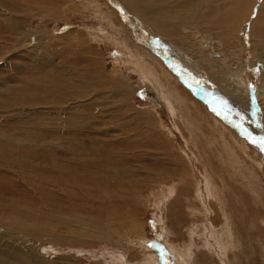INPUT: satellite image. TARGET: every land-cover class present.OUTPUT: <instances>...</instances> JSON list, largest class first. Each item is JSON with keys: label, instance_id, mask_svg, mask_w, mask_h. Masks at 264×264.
<instances>
[{"label": "bare ground", "instance_id": "1", "mask_svg": "<svg viewBox=\"0 0 264 264\" xmlns=\"http://www.w3.org/2000/svg\"><path fill=\"white\" fill-rule=\"evenodd\" d=\"M88 4L91 8L98 5L102 13L113 17L120 39L109 43L118 42L128 57L125 58L117 51L112 62L114 65H130L129 68L121 70L120 67H117L116 69H119L117 74H107L105 72L106 57L100 46L94 43L95 41L92 42L89 35L86 34V29L82 27H86V25L76 29L74 39L73 33L68 30L53 39L45 34H32L30 30H27L32 17L39 16L40 11L52 14L61 8L58 0H0V65L1 62L6 63L4 60L10 49L24 39L29 43L33 40L36 41V48L38 45L45 48L48 41L58 40V44L61 45L62 39L68 40L69 43L66 42L68 47L65 48L63 45V50H67L70 54L74 52V55L69 57L74 59L69 62L70 64L63 63L64 65L60 64L50 69V77H47L46 74L44 81L40 82L36 79L37 73L33 77L26 78L27 85L37 86L38 89L35 92L27 90L13 92L14 86L7 85V80L0 81V124H3L0 125V230H3L0 234V264H47L35 248L37 241L51 245L67 254H82L84 256L81 257L87 261L86 264H159L158 258L151 257V254L147 256L144 252V254H138L129 245L130 239H133L131 238L133 229L143 221V203L140 197L151 190L152 184L158 188L155 193H150L153 195L151 199L154 200L153 203L158 209L165 208V212L168 213L172 208L180 205L179 194L185 191L186 184H192V187H189L190 189L182 195L184 197L183 204L194 207L191 197H187L185 193H188L187 191L196 192L197 208L201 209L202 202L212 213L207 231L200 235L196 230L188 231L187 225L193 221V209L191 208L183 209L184 211H180L179 215L177 214L178 217L173 219L177 227L176 231L169 228L167 216L166 223L160 221L162 224L159 233L167 236L168 240L165 244L162 243L164 239L161 237L156 240L157 243L159 241V248H164V252L172 256L170 259L173 261L169 260V263L217 264L216 259H218L219 264H232L231 250L233 249L234 232L235 229L240 230L239 226L242 225L239 224H242V221L236 223L231 217V211L233 206H235L236 213L246 209L248 187L246 190L244 186H247V182L243 181L244 178L240 180L242 175H236L238 173H235V164L233 165L229 160L226 164H230L231 168L229 165L224 164L223 166V162L213 163L211 159V161L204 159L203 167H199V160H195L196 165L192 168L195 176L203 177L200 183L196 180L194 186L188 171L193 164L181 151L183 143L181 141L178 143L177 139L180 138L184 142V149L187 150L188 132H193L196 128L199 138L203 139L200 147H207L208 155H211L212 158H214V151L216 155L220 152L218 150L220 148L218 146L220 145L219 136L222 137V142L225 144L231 140L230 143H233L236 151H229L237 153L239 150V153L244 154L245 158L250 157V160L235 162H238L240 167L244 165L243 169H247L248 176H251L253 171L250 164L251 160H254L256 169L264 178L262 145L259 142L261 147L256 146V143H250L247 148L248 153L245 150L242 152L241 144L235 139L237 135L242 134L239 130L240 124L235 121L231 123L224 115V108L231 109V98L227 96V91L231 96L234 94L241 101L246 103L247 100L251 103L252 107H244L245 111L253 109L255 104L250 96L252 90L247 88V83H250L255 72L253 73L249 69H254L258 75V71L262 73L258 76L259 85L255 97L260 101L264 98V0H117V4L123 10L132 13L130 17H126L123 23L120 15L109 10L101 0H98L97 3L91 1ZM256 7L257 9L254 11L253 8ZM36 12L38 13L36 14ZM139 21L145 22L151 30L147 28L141 32L143 28ZM128 30L132 39L150 37V40L153 36L152 39L154 38L161 45L159 49L162 51L160 52L170 58L174 56V60L170 64L158 59L157 62L148 46L142 44V47H139L129 38ZM169 45L175 49L173 54H170L168 50L166 53V47ZM176 45L189 55H185L181 52L182 50L179 51ZM189 56L200 62L192 61ZM178 65L189 71L178 74L175 70ZM32 67L34 72H38L36 64ZM204 67L218 80L219 85H224L225 91L223 90V92L226 94L216 89L215 82L213 84L208 80L211 75L208 74V76L203 72ZM154 69L155 74L152 76ZM184 73L187 79L183 76ZM16 74H12L10 78H13L20 86ZM191 74H194L196 81L199 82V85L194 84L193 89H190L187 83V81L194 83L191 80ZM0 79L2 80V78ZM132 79H136V82L145 90H152L168 103L170 114L167 116L171 117L169 123L172 124L171 129L178 133L179 138L173 135L172 130L170 131V125L168 126L163 121L160 111L138 110L134 108L133 102L128 101L132 90L130 82ZM178 81H182L185 87ZM100 87L105 88L104 95L109 102L112 101L113 96H117L121 99L119 103L111 107L110 102V106L105 109L104 103L100 102V93L97 91ZM183 91L186 97L180 96ZM196 93H199L201 97L195 95ZM134 94L135 91L132 92L133 96H135ZM191 94L195 97H190ZM218 96L222 97L220 102L223 104L212 107L209 102L210 97ZM188 101L200 104L206 109L205 121L197 110L184 105V102ZM177 109L188 119L191 131L183 130L181 122L177 120L179 112ZM30 111L32 114H29ZM109 111L111 116L117 111L116 122H112L111 126L117 131L119 130L120 134L135 129L140 131L138 137L133 136L135 138L128 140H134L136 143L141 140L142 136V142L147 143L150 148H154V151L150 149L146 151L150 156L155 154L168 156L167 154L170 153L172 158L169 160H172L174 167L160 169L166 171L165 177L164 172L155 177L154 166L160 167L161 163L166 160L150 159L149 161L154 166L148 168L142 163H139L141 165L137 167L138 163L133 159L83 160L79 154L78 156L74 155L75 158L72 160H59L56 154L53 156L51 154L49 157L50 168L48 167L50 171L45 174L43 171L47 172L46 164L40 163L43 161L42 159H48L47 155L38 156L37 158L40 160H25L17 154L20 151H18V146L22 142L17 141L18 138L16 139L17 131H14L13 121L22 119V116H29L38 126L35 132V134H40L35 136L38 143L43 142L44 136L50 137L53 142H50L52 149H60L70 154L75 141L80 142L81 140L78 138L87 137L86 135L95 131L97 125L103 122L101 118L106 117ZM55 112L66 115L63 127L58 123L59 120L45 118L51 117ZM132 115L135 117L134 122L124 120ZM208 117L212 119L211 123L208 122ZM6 121L10 122L9 126L5 125ZM228 122L232 128L229 127ZM210 124L216 127L217 132L212 131ZM67 126L78 130L76 134L75 131L73 132L74 137H69L68 132L64 131L67 130ZM44 128L45 131L42 132ZM179 129H182V132L187 135L180 133ZM7 130L9 132L6 135ZM92 133L96 134V132ZM165 133L173 142L170 139L168 141L165 139L167 138ZM257 133L261 134L259 131ZM205 137L214 139L216 142L212 141L214 144L210 146V142L208 143L204 139ZM98 140L96 139V141ZM173 146L177 152L172 149ZM230 148L234 147L230 145ZM193 149L195 150V148ZM187 151L190 152L191 149ZM214 159L216 160V156ZM142 161L139 160V162ZM232 162H234L233 159ZM228 170L233 171L234 176L231 173L228 174ZM174 178H177V181ZM164 179L166 181L162 183L160 180ZM216 180H221V182ZM167 181H171V183H166ZM234 185L242 192L234 188ZM253 191L254 194L256 191ZM257 200L261 201V199ZM258 201L256 202L258 203ZM257 203L253 206V215L259 217L262 212L261 223L264 224V210L258 208ZM37 205L48 207L50 213L46 215L29 214L32 208ZM46 218L55 220L53 223L41 221ZM183 220L188 221L184 227H182ZM222 225H225V247L216 253L207 241L215 240L219 236ZM193 235L198 237H191ZM18 243L24 247L23 252L16 248ZM237 243L239 244L237 249L240 250L242 243L240 244L239 240ZM192 247L195 249V253H192ZM159 248H157L158 251L161 250ZM261 248L264 249V246ZM128 252L132 257L126 260L124 255ZM95 254L99 255L94 258ZM238 255L239 257L242 255L241 251ZM238 255L236 254L234 257H238ZM79 261L78 258L57 257L51 264H79Z\"/></svg>", "mask_w": 264, "mask_h": 264}, {"label": "rangeland", "instance_id": "2", "mask_svg": "<svg viewBox=\"0 0 264 264\" xmlns=\"http://www.w3.org/2000/svg\"><path fill=\"white\" fill-rule=\"evenodd\" d=\"M58 1L61 4V8L55 10V13L53 12L52 14H45V12L42 13V11H40V15L38 14L39 16L32 17L31 22L29 24V28L27 30H30V32L32 34H34V33H37L38 35H44L45 34L48 37H51V39H53L54 37L61 36L62 34L67 32V30H68V31H71L73 33L72 37L74 39L75 38L74 32L76 31V29L79 28V26L86 25V27L82 26L86 29L85 30V31H87L86 34L89 35V38L92 42L95 41L94 43H96L100 46V49L102 50L104 56L106 57L105 72L107 74H110V75L117 74L119 72V69H116L117 67H120L121 70H124V69L130 67V65H123V64L114 65L112 62V59L114 58L117 51L120 52L125 58L128 56H127V53L123 50V48L118 45V42H114V44L109 43L111 41H116V40L120 39L119 31H118L117 25L113 21V17L107 13H105V14L102 13L100 11V8L98 5L94 8H91V6H89V4L87 5L88 2L94 1L97 3L98 0L97 1L96 0H58ZM101 1L106 5V7L109 10L111 9V11H114L115 13H117L118 16L120 15V12L118 10H121V11L123 10L121 8V6L117 4V0H112L115 4L116 8L113 7L107 0H101ZM80 2H82V3H80ZM47 5H49V4H47ZM255 9H257V7L253 8L254 11H256ZM91 10H92V12H91ZM122 12H124L127 15V18H128V16L130 17L132 14L125 9ZM37 13L38 12H36V14ZM252 15H254V14H252ZM55 16H57V17H55ZM119 17L121 18L123 16L120 15ZM121 22L123 23L122 18H121ZM139 24H140V26H142V28H145V27H146L145 29L149 28V26L145 22L139 21ZM140 26H138V27H140ZM61 31H63V32L61 33ZM133 31H137V30H133ZM54 34H55V36H54ZM127 34L129 36V38L139 47H142V44H145L146 46H148L150 48V45L152 43H154V42H150L149 38L144 39L145 37L143 39H139V38L132 39V36H130L129 30L127 31ZM122 38H124V37H122ZM25 40L26 39L21 40L18 43H16L14 45V47H12L10 49V51L7 50L9 52L7 53L6 59L4 60V61H6V63L1 62V65H0V72L2 71L0 74V76H1L0 78H2V80L0 79V81L5 82L7 80V82H8L7 85L14 86L13 92H17L19 90H27L30 92L37 91V89H38L37 86H29L26 84V78L27 77H29V76L33 77V76H35V73H37L36 79L39 80L40 82H42V81H44L46 74H47V77H50V69L54 68L55 66H59L60 64L61 65L70 64L69 62H72L74 60L72 57L69 58L70 55L71 56L74 55V52H72L70 54L67 50H65V51L63 50L64 47L65 48L68 47V43H69L68 40L65 41L62 39L61 45L58 44V40H52V42L48 41V43H47L48 46L46 45L45 48L42 46H39V45L36 48L35 47L36 41L33 40L29 43V42H25ZM153 40H155V39L153 38ZM66 42H68V43H66ZM54 43H55V45H53ZM106 44H107V46H106ZM63 45H64V47H63ZM173 45H175V44H173ZM176 47L179 51L182 50L179 46L176 45ZM32 49H33V51L31 52ZM22 50H23V53H22ZM20 51H21V53H20ZM25 51H27V52H25ZM150 51L152 52V56L156 61L158 59V60H163L168 64L171 63V62L169 63L166 61L167 59H170L169 56L162 55V52H158L156 54L151 48H150ZM181 52H183L185 55H189L184 50H182ZM46 55H47V57H46ZM44 56H45V58L43 59ZM40 57H42V58H40ZM189 57H191V56H189ZM143 59L145 62L149 63L145 58H143ZM191 59L194 62L197 61L194 57L193 58L191 57ZM197 62H200V61H197ZM23 64H24V66H23ZM34 64L37 65L38 72H34V68L32 67V65H34ZM21 68H23V69H21ZM175 70L177 71L178 74H181L184 71L185 72L189 71L188 69H186L182 66H179V65L175 67ZM205 70H206V68L204 67L203 72L206 73L207 75L208 74L211 75V76L208 75L210 78V79L208 78V80L210 82H213V84L215 82L214 85L216 86V89L218 91L220 90L222 92H223V90L225 91L224 85L222 86V84H220L221 85V89H220V85H219L218 80L215 79V77L209 72V70H206V71ZM249 71H252L253 73L255 72V75H253V77L251 78L252 80H250V83H247V86H248L247 88L250 89V91L252 90L250 96H252V99H253L254 104H255V105H253V109H249V110L245 111L244 107L247 106L248 108H251L252 107L251 103L247 102V100H246V103L241 101L234 94L231 96L229 91H227V96H229V98H231V100H230L231 109L224 108V115L228 116L231 120L241 124V128H242L241 131L243 130L244 134L249 130L250 134L253 135L252 138H250V137L245 136L242 133L241 135H237V137L235 138L241 144L242 152L245 150L246 153H248V149H247L248 145L250 143L253 144V142H252L253 140L259 139V137H264V98L260 101V99L257 100L255 97L256 96L255 93L258 92V90H257L258 85H259L258 84L259 83L258 76L262 75V73H260V71H258V73H259V75H258L257 72L254 71V69H249ZM15 73H17L16 77H18V80L20 81V84H19L20 86H18L17 82L13 78H10L12 76V74H15ZM154 74H155V69L152 72V76ZM24 75H27V76H24ZM3 76H4V78H3ZM183 76L187 79L185 73ZM190 77L194 83L189 82V81H187V83H188L189 88L193 89L195 86L194 84L199 85V82L196 81L194 74H191ZM141 78H144V77H141ZM253 78L255 79L254 81H253ZM216 81L218 83V86H217ZM130 82H131L132 90H131V93L129 95L128 101L133 102L134 108H136L138 110L143 109V111H160L163 115L161 118L169 126L170 125L169 122L171 120V117L168 118V116H167L170 114L168 103L165 100H163L160 95L153 92L152 90H145L140 84H138L136 82V79H132V80H130ZM178 82L180 83V85L185 87V84L182 81H178ZM97 91H98V93H100V102L104 103V105H105L104 108L109 107L110 102H111V107L116 106V103H119V101L121 100L119 97L113 96L111 99L113 102L112 101L109 102L107 97L104 95L105 88L100 87L97 89ZM133 91H135V94H134L135 96L132 95ZM223 93L226 94L225 92H223ZM195 95L201 97V95L199 93H196ZM180 96L186 97L185 92L184 91L181 92ZM192 96L195 97L193 94H191L190 97H192ZM222 96H223V94H222ZM223 98H225V97H223ZM245 98H246V96H245ZM221 99H222L221 96H218L216 98L210 97L209 102H210L212 107L216 106V105L218 106V105L223 104V102H220ZM81 103H79V104H81ZM184 105L188 108H193V109L197 110L199 115L204 117L203 121H205L207 111L204 107H202L200 104L191 103L189 101L184 102ZM204 105H206V104H204ZM112 109H116V108H112ZM117 109H118V107H117ZM177 112H178V119L177 120L181 122L183 130H185L186 132L191 131L192 129H191V126L189 125L188 119H186L184 117L183 113L179 109H177ZM116 113H117V111H115L113 113V115L111 116V113L109 111V113H107V115L105 114L106 117L101 118V120H103V122H101V124L97 125V127H96L97 130L95 129V131H92V132H96V134H93L91 132L90 134L86 135L87 137L78 138L81 141L80 142L75 141L76 143H75L73 149L71 150L70 154H69V152H66V153L63 152V150H60V149L59 150L54 149V148L52 149V146H50V142H52V139L50 137L44 136L43 142L38 143L35 139V136L40 135V134H35L36 127H38V126L33 123L32 118H30L29 116H27V117L22 116V119L13 121L14 131L15 132L17 131V133L15 134L17 136L16 139L18 138L17 141L22 142V144L20 146H18V151L19 150L20 151L17 152V154L21 155L23 157V159H25V160L26 159L27 160H40L37 158L38 156H40L42 154L47 155L46 158H48V159H42L43 161L40 163L42 165L46 164L47 169H45V170H47V172L43 171V173H45V174L49 173V171H50L49 170V168H50L49 157L51 154H52L51 156H53V154H56V156L59 160H63V159L72 160L73 158H75L76 155L78 156L79 154L81 156V159H83V160H86V159L87 160L88 159L89 160H107V159H110V160H113V159L114 160H132L133 159V160L137 161V163H138V164H136L137 167H140L141 164H139V163H142V164H145L148 168L154 166L152 164V162L149 161L150 159L151 160H153V159L154 160H161V161L166 160V162L161 163L160 167L154 166L155 167L154 169H156L154 176L156 177L157 174L164 172L163 174L165 177L166 171H162L160 169L164 170L166 167H169V168L174 167V163L171 162L172 160H169L172 158L170 153L167 154L168 156L158 155V154L150 156L148 154V152H146V151H148L149 149L151 151H154V148L153 147L150 148L147 143H143L142 142V136H141V140L139 142L136 141V143L134 140H128L129 138L132 139V138L138 137L140 131L135 129L132 131L129 130V132L124 133V134L121 132V134H120L119 130H118L119 131L118 132L116 129L112 128V126H111L112 122L113 123L116 122V119H115ZM29 114H32V112L30 111ZM45 118L46 119L52 118L55 121L59 120L58 123L61 124V127H63L64 119L66 118V115H63L59 112L56 114V112H55L51 117H49V118L45 117ZM208 118H209L208 122L211 123L210 120L212 121V119L210 117H208ZM124 120L126 122H130V121L134 122L135 117L132 115L130 117H126ZM6 123L7 124H5V125H7V126L10 125L9 121H6ZM0 125L2 126L3 124H0ZM171 125L169 126L170 131L172 130L174 133L173 135L178 137V133L176 131H174L173 129H171L172 128ZM228 125H229V127L232 128V125L229 122H228ZM98 126H99V129H98ZM100 126H102V127H100ZM210 126H211L212 131L215 133L216 127H214L213 124H210ZM103 127H105V128H103ZM110 127H111V129H110ZM43 131H45V128L42 129V132ZM64 131L68 132L69 137H74L73 132L75 131L74 133L76 134L78 130L73 128V127L69 128L67 126V130H64ZM163 131L166 132V130H163ZM258 131L261 134H258L257 133ZM8 132H9V130H7L5 134L7 135ZM179 132L183 133L182 129H179ZM188 133H189V136L187 137V139H188L189 144H188L187 150L191 149L190 152H188L187 150L184 149V147H185L184 142L179 137H178L179 139H177V141H178V143L180 141L183 143V148H181V151L183 152V154L187 158H189V160L191 161V164H193L192 167L189 168L188 171L191 174L192 183L194 186L196 184V180H198V182L200 183V180H202V178H203L201 175L195 176L192 172V168L196 165L195 160H199V165H198L199 167H203L204 166L203 162H205L206 160H208V161L212 160L213 163L216 161L217 162L220 161L221 163L223 162L222 163L223 166L225 164V165H229V167H230V164H226L229 160L231 163H233V165L235 164L234 165V167H236L235 173H238L236 175H239V176L242 175V176H240V180H242L243 178L244 179L247 178V179H245L246 181L244 179H243V181L245 183L247 182V184H246L247 186H244V187L246 190L248 187V192H247L248 194H246L247 201H245V202H247L248 205L246 206V209H244V210L241 208L242 210L239 213L235 212V206L232 207V211H231V217L234 221H236V223H239L242 221V224H239V225H242V226H239L240 230L235 229V232H234V238H233V243H232L233 249L231 250V261H232V264H245V263L246 264H264V249L261 248L264 246V224L261 223V218L263 217V213L261 212V215L258 217L256 215H253V210H252L254 208L253 206H255V204L257 203L256 201H258L257 199H259V200L261 199V201H262V202L258 201V203H257L258 208L264 210V182H263L264 178H263L262 174L260 173V171L258 169H256L255 161L251 160V164H250V167L252 168V171L254 173L251 172V176H248L249 175V173L247 172L248 170L243 169L245 166L243 165V167H240L238 162H235V161H237V160L238 161L239 160H250V157L247 156V158H245V155L244 154L241 155L239 153V150L237 153L236 152L233 153L234 151H236V149H235L236 147L233 145L232 142H231L232 144L230 143V141H231L230 138H229L230 141L228 140L229 143L227 142L225 144L222 142V137L220 138V136H219V140L221 142L218 141L220 143V145H218V146H220V148L218 150L220 152H218L217 155H216L215 151L213 152V153H215L214 158L216 156V160H215L214 158H212L211 155H208L209 149L207 147H204V146L200 147V146H202L203 139L199 138L197 131H196V128L194 129L193 132H188ZM99 134H101V135H99ZM114 134H115V136H114ZM183 134L187 135V133H183ZM119 135H121V136L123 135V136L121 137ZM126 135H128V136H126ZM130 135H132V136H130ZM133 136H135V137H133ZM165 137H167V138H165L167 141H168V139H170V137H168V135H166V133H165ZM96 139H99V140L96 141ZM204 139L206 141H208V143L210 142L209 143L210 146H211V144H214L212 141L216 142V140L211 139V138L207 139V137H205ZM170 140L172 141V139H170ZM243 140H245V143H243ZM174 141L177 142L176 140H174ZM257 141H259V140H257ZM2 142H6V141H2ZM7 142H10V141H7ZM52 143H51V145H52ZM196 145H197V147H196ZM230 145H232L234 147L233 148L234 150L230 148ZM169 146L171 147L170 144H169ZM225 146H227V147H225ZM256 146H260V144L257 142ZM193 148H195V150ZM172 149L174 151H176L174 146L172 147ZM229 150H232L233 152H231ZM84 151L86 154L84 153ZM228 151H229V154H231L232 156L228 154ZM75 153H77V154H75ZM112 153L115 155H113ZM144 155H145V157H144ZM30 156H31V158H30ZM130 156H131V158H130ZM160 156H162V157L160 158ZM145 158H147V159H145ZM231 158L234 160V162H232ZM204 159H205V161H203ZM20 160H22V159H20ZM139 160H143V161L139 162ZM162 167H164V168H162ZM212 167H214V166L212 165ZM227 173L228 174L231 173L234 176L233 171L231 172L228 170ZM252 175L254 178L252 177ZM235 178H237V177L235 176ZM174 179H175V181H177L176 180L177 178H174ZM248 180H250V181H248ZM160 181L163 183L166 180L164 179V180H160ZM216 181L221 182V180H216ZM168 182L171 183V181H167L166 183H168ZM250 182H252V183L250 184ZM252 184H253V186H251ZM189 187H192V184H186V186L184 188L185 191L189 190L190 189ZM253 187H255V188H253ZM234 188H237L236 185H234ZM251 188H252V190H251ZM157 189H158L157 186L155 184H152L151 190L140 197L141 202L143 203V206H142L143 221L141 222V224H139V225L137 224L135 226V228L132 231L133 233L131 234V238H133V239H130L131 242L133 240L134 241L139 240V241L136 243L134 241H133V243L130 242L129 245L131 248H133V251L137 252L138 254L146 253L147 256H150V254H151V257L156 258V259L158 258L159 260H157V261L159 264L160 263L161 264L162 263L170 264L169 260L173 261V259H170L171 255L167 252H164V248H159V246H160L158 244L159 241L157 243V240H156V239H159L161 237L162 239H164V241L162 242L164 244L168 240L167 236H164L163 234L161 235L159 233L160 225L162 223H166V216L168 217L167 220H168L169 228L171 230L174 229L176 231L177 227L174 224L173 219L175 217L176 218L178 217L177 214L179 215L180 211H184L185 209H189V208L193 209V221L187 225L188 221L183 220L182 227L187 225L188 231L190 230L191 232H194V230H196L197 234L200 235L204 231H207L208 222L212 216V213L205 207V205L202 202L200 204L201 209H198L197 208L196 192L192 193L189 191H187L188 193H185V195L187 197L189 196V198L191 197L190 198L191 203H194L195 206L193 207V206H189V204L188 205L183 204L184 197L182 195H184V192H185L184 191V192H181L179 194L178 199H179L180 205L175 206L174 208H172L167 213V211L165 212V208H162V209L156 208L154 203H153L154 200L151 199L153 197V195H151L150 193H155L157 191ZM237 189H239L242 192V190L240 188H237ZM249 189H250L251 193L249 192ZM253 190H255L256 192ZM252 191L255 192L256 194L255 193L253 194ZM255 195H257V196H255ZM252 198H254L256 200H253ZM259 202H261V203H259ZM252 204H254V205H252ZM184 206H186V207L184 208ZM177 210H178V212H177ZM49 213H50V209L48 207H42L40 205H37V206L32 208V210L30 211L29 214L46 215ZM218 219H219V217H218ZM54 220L55 219H53V218L41 219L42 222H51V223H53ZM160 221H162V223H160ZM2 232H3V230H0V234ZM136 235H138V236L136 237ZM142 237H144L145 239H140ZM191 237L197 238L198 236L193 235ZM224 240H225V225H222V231L219 234V236L215 240H210L207 242L210 245L211 249L213 251H215L216 253H218L221 250H223L225 247ZM238 240L240 241V244L242 243V247H243V248L241 247L240 250L237 249V245H239L237 243ZM144 242L145 243L147 242V243L145 244ZM35 243H36L35 248L38 250L39 256L41 258L45 259L47 264H51L54 261V259L57 257H69L72 259L78 258V259H80L79 264H86L87 263V261H85L83 259V257H81V256H84L82 254L81 255H75L76 253L75 254L74 253L73 254H67L63 251H60V250L52 247L51 245H45L41 241H37ZM156 243L158 244L157 248H159L161 250L158 251V249L156 248V245H157ZM146 245L148 248L146 247ZM107 246H105V248H107ZM16 248H18L20 251L23 252L24 247L21 246L19 243L16 245ZM191 251H192V253H195V249L193 247H192ZM239 251H241V253H242V255L240 257L238 255ZM153 253H155V254H153ZM236 254L238 255V257H234ZM98 255L99 254H95V256H93V257L95 258ZM154 255H155V257H154ZM125 256H126V260L132 257L129 252L126 253V255H124V259H125ZM171 258H172V256H171ZM135 259H136V257H135ZM160 259H162V260H160ZM126 260H124V261H126ZM176 260H177V257H176ZM216 262H217V264H219L218 259H216Z\"/></svg>", "mask_w": 264, "mask_h": 264}, {"label": "water", "instance_id": "3", "mask_svg": "<svg viewBox=\"0 0 264 264\" xmlns=\"http://www.w3.org/2000/svg\"><path fill=\"white\" fill-rule=\"evenodd\" d=\"M113 7H115V4H114V2L112 1V0H107ZM116 8V7H115ZM119 12H120V15L121 16H123V17H121L122 18V21L124 22V20L126 19V17H127V15L124 13V12H122L121 10H118ZM152 37V36H151ZM150 42H154V43H152L151 45H150V48L157 54L158 52H160V51H162V50H160L159 49V45H158V43H156L155 42V40H153L152 38L150 39ZM149 42V43H150ZM167 50L169 51V53L170 54H173L174 52H175V49L172 47V45H169V46H167L166 47V53H167ZM162 55H164V56H166V54L165 53H162ZM163 56V57H164ZM173 57L174 56H172V58H170V59H167L166 61L167 62H171V61H173L174 59H173ZM226 119L228 120V121H230L231 123H233V120H231L228 116H226ZM239 127L241 128V124L239 125ZM239 128V130H241ZM242 133H243V131H241ZM244 134V133H243ZM245 136H247V137H250V138H252V134H250V132H249V130L244 134ZM260 138V137H259ZM256 140H259V139H256Z\"/></svg>", "mask_w": 264, "mask_h": 264}, {"label": "snow or ice", "instance_id": "4", "mask_svg": "<svg viewBox=\"0 0 264 264\" xmlns=\"http://www.w3.org/2000/svg\"><path fill=\"white\" fill-rule=\"evenodd\" d=\"M252 142H253V143H257V142H259V143L262 145V147H261V151H264V137H260V138H259V141H257V140H253Z\"/></svg>", "mask_w": 264, "mask_h": 264}, {"label": "crops", "instance_id": "5", "mask_svg": "<svg viewBox=\"0 0 264 264\" xmlns=\"http://www.w3.org/2000/svg\"><path fill=\"white\" fill-rule=\"evenodd\" d=\"M144 30H145V28H143V29L141 30V32H144ZM141 32H140V33H141ZM146 36H147V35H146ZM149 38H150V37H149Z\"/></svg>", "mask_w": 264, "mask_h": 264}]
</instances>
